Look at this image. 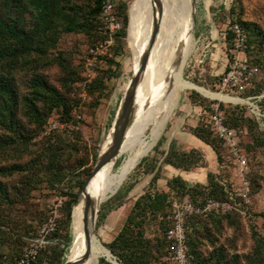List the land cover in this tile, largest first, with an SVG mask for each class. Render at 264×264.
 <instances>
[{
    "label": "rangeland",
    "instance_id": "obj_1",
    "mask_svg": "<svg viewBox=\"0 0 264 264\" xmlns=\"http://www.w3.org/2000/svg\"><path fill=\"white\" fill-rule=\"evenodd\" d=\"M181 1L184 8L191 11L186 1ZM115 2L118 5L123 27L125 26V33L119 32L120 34L115 35L112 44L108 47L107 54L101 57L100 63L95 67V76L91 80L87 79L84 72L87 51L93 44L107 38V35L98 27L89 32L63 31L58 35L56 44L44 55V60L38 64L35 63L37 65L18 66L10 71L15 78L20 97L16 113V119L20 126L0 124V137L8 141V144L0 147V168L16 163L32 164L50 140L49 142L62 145L65 148L69 169L72 170L62 180L53 184L46 173L42 171V165L39 163L36 167L39 177L31 180L30 184H25L23 181L28 179L32 173L14 172L4 175L0 172V182L7 187L11 197L10 200L5 201L0 198V255L8 263L15 260L16 254L28 245L29 238L38 232L51 210L56 208L59 214L58 222L60 220L62 240L57 238L61 244L50 250L47 249L48 251H43L38 264H58L55 255L61 256L60 258H69L78 247V244L74 242L71 220L68 221L66 215V203L73 195L77 194L78 201L83 188L81 181L85 180L88 174L87 170L93 169L96 158L112 131V123L123 93L132 75L137 72V64L133 60L128 39L130 11L134 0H115ZM80 3L85 2L81 1ZM192 3L194 5L192 47L184 59L181 76L187 81L204 86L214 92H221L215 83L227 69L231 57L233 40L228 38L230 26L239 20L242 23L249 22L264 29V0H192ZM142 13H147L146 17L149 19L154 16L153 10L149 12L145 10ZM126 15L128 19L125 24ZM170 16V10L163 6L161 20L165 21ZM180 16L188 23L189 20L185 15L181 14ZM98 19L101 21L100 17ZM138 20H140V16ZM153 27L149 25L145 29L152 33ZM164 27L160 26L156 42L150 53L153 56L157 55L156 53L159 51L165 55L166 59H170L175 55L177 43L175 35L171 41L160 36ZM148 38L150 42L151 34L148 35ZM260 45L261 48L257 52L246 50L249 57L250 55L253 57L251 61L259 65L260 71L252 78L256 91L249 92L246 89L239 96L241 101L224 102L209 98L194 88H184L178 92L166 121L158 129L149 130L146 121L142 119L143 131L133 149L117 157L104 171L108 175L123 174L121 182L99 204V215L96 226H94V234L105 247H107L105 243H109L123 229L126 218L140 195L150 186L159 190L168 189L164 167L167 165L166 156L170 146L167 143V136L172 127L175 131L186 132L185 134L188 136L194 135V128L199 125H209L210 114L214 113L216 105H219L220 109L234 113V116L226 115L231 126L237 129L242 153L247 157L249 170L245 177L248 184L247 188L243 189L244 184L237 173V164L233 155L224 144L220 145L218 141L222 152V162L218 164L219 171L216 173L226 177L230 188L235 189L236 201L239 203L238 209H234L230 213L219 210L212 211L207 215L190 216L187 219V236L188 238L190 236L198 237V246L202 257L211 260L212 264H217L215 257L220 249L225 253V258H235V264H255L250 259L256 254L257 242L261 240L264 244V145L254 143L255 135L264 137V96H261L264 95V43ZM60 58L74 72H82L81 67L83 66L82 79L75 80L76 78L71 76V72L68 73L60 65ZM4 66L5 64L0 62V73H6ZM34 72L44 75L48 82L69 101H78V106L74 109L69 123L64 128L50 129L54 121L61 123L64 121L60 115V109L49 116L44 115L37 119L22 103L21 98L31 92V78L34 76ZM100 80H102V85H98ZM156 99L153 98V100L142 104L141 110L156 104L158 101ZM187 102L199 106L200 110L194 112L195 117L192 122L186 120L182 123L181 120H178V115L182 105ZM36 103L40 109L44 107L41 101L37 100ZM78 115L81 117L79 118ZM236 115L238 117L242 115V118L237 119ZM41 119L44 120L43 124L40 122ZM18 133H23L22 141L16 140ZM171 142L175 143L178 156L189 155V159H191L192 151L197 150L194 152L196 159L191 160L198 161L197 164L193 162V164H188L177 156L173 160L177 165L189 167V171H197L201 167L209 165L210 159L205 156L203 150L196 146L185 150L177 140L173 139ZM201 145L203 146V144ZM145 148L147 150L144 153L136 156L128 164L135 152ZM206 171L208 170L204 168V172ZM185 181L191 187L197 184L205 185L208 177L206 176L204 180L197 178L194 182H189L186 179ZM116 190V193H119L117 199L114 198L116 193L113 194ZM244 192H247L246 198L240 194ZM111 194L113 195L110 196ZM171 195H173L170 197L172 201L183 200L180 194L173 192ZM206 196L207 193H197L194 197L201 203L209 197ZM191 217L194 219L192 220ZM165 221H167L165 210L156 215L147 214L143 223L145 235L155 241L158 238H163ZM132 229L137 231L139 228L133 227ZM67 235L70 236L69 245L62 253L61 249L66 246L68 241ZM163 251L167 256L168 252ZM103 257L106 258V255L99 256V262ZM190 264H194L192 255Z\"/></svg>",
    "mask_w": 264,
    "mask_h": 264
},
{
    "label": "trees",
    "instance_id": "obj_2",
    "mask_svg": "<svg viewBox=\"0 0 264 264\" xmlns=\"http://www.w3.org/2000/svg\"><path fill=\"white\" fill-rule=\"evenodd\" d=\"M81 1L85 3H80ZM123 7H125V4H123ZM116 11L119 14L118 5H116ZM100 12L101 5L99 0H0V62L5 64L4 70L6 71L5 74L0 73V124L16 127L20 126L16 119L20 97L16 88L15 78L10 71L16 69L18 66L37 65L40 61L44 60V55L56 44L58 35L63 31L89 32L97 27L101 30V21L98 19V17H100ZM127 19L128 16L126 15L125 24ZM237 21L245 28L246 32H248L246 50L249 52H257V50L261 48L260 44L264 43V29L249 22L242 23L239 20ZM124 28L125 26L119 32L125 33ZM228 38H233L231 31L228 33ZM247 58L250 66L257 69L256 73L259 72V65L251 61L253 57L251 55L249 57L247 54ZM59 63L68 73L71 72V76L76 78L75 80L78 81L82 79L83 66L81 67L82 72H74L70 70L69 65L61 60V58ZM101 81L102 80L98 81L100 82L98 85H102ZM31 88L30 94L21 98L22 103L28 107L29 113L39 119L44 115L49 116L60 109V115L62 119H64L62 123H65L67 126L73 115L74 109L78 106V101H69V99L60 93L55 86L48 82L44 75L38 72H34V76L31 78ZM255 88L256 87L253 86L249 88L248 91L255 92ZM37 100L43 103L44 107L42 109L37 105ZM223 111L225 115L230 114L234 116V113L230 111ZM225 117L226 122L231 126V123L227 120V115ZM236 118L241 119L242 115L239 117L236 115ZM40 122L43 124L44 120L42 121L41 119ZM193 133L202 142L212 147L216 153L218 163L221 164L222 152L221 147L218 146V141L220 145L223 144V141L215 135L210 124L197 126L193 129ZM22 135L23 133H18L16 140L19 141L18 139H20L22 141ZM49 141L32 164L24 165L16 163L9 167L0 168V172L4 175L14 172L32 173L28 179L23 181L25 184H30L31 180L39 177L38 171H36L37 164L39 163L42 165V171L50 178L52 184L62 180L72 169H69V160L64 152L65 148L62 147V145H56ZM254 143L264 145V137L262 135H255ZM5 144H8V141L0 137V147ZM194 152H197V150L194 149L192 151L190 155L191 159H189V155L178 156L179 153H177L175 143L171 142L166 156L167 164L189 171V167L177 165L173 160L174 157L178 156L188 162V164H197L198 161H191L196 159ZM90 172L91 169H88L87 173ZM207 177V184H197L193 187H191L181 175L174 176L167 181V190H159L150 186L147 191L136 199L133 208L126 218L123 229L119 231L109 243H105L107 246L106 248L110 249L120 264H173L168 251V241L165 237V232L169 223L165 221L163 238H158L155 241L151 237L145 235V231L143 230L145 217L149 213L156 215L163 210H165V216L170 213L172 211V200L170 197L173 196L171 195L173 192L180 194L182 199L190 198L194 201L199 200L194 197L197 193H207L206 197L209 196L220 200L227 199L228 194L221 181L226 180L229 185L228 179L211 171L207 173ZM84 181L85 180L81 181V185L84 184ZM77 197L78 194L73 195L66 203L68 221L71 220L72 209L77 201ZM118 197L119 193H116L114 198L117 199ZM0 198L3 201L10 200L11 198L7 187L1 182ZM195 216L196 215L193 217ZM193 217H191L192 220L194 219ZM133 227L139 229L133 231ZM60 232L59 220L58 228L54 235L58 237L59 240H62ZM67 236L68 241L66 246L61 249L62 253L65 252L69 245L70 236ZM197 238L196 236H190L189 238L187 236L188 250L192 255L193 263L212 264L211 260L202 257ZM60 244L61 243L58 241V243L42 249L39 254L38 263L40 262L43 251L47 249L50 250L52 247ZM163 250L168 252L167 256L164 254ZM21 252L17 253L15 260L9 263L0 255V264H14ZM54 257H56L55 260L58 261V264H62L66 260L65 258H60L61 256L59 255H55ZM215 260L217 264H235L236 261L235 258H225V253L221 249L218 250ZM250 260L255 264H264V244L261 240L257 242L256 254ZM99 264L113 263L103 257L100 259Z\"/></svg>",
    "mask_w": 264,
    "mask_h": 264
},
{
    "label": "built area",
    "instance_id": "obj_3",
    "mask_svg": "<svg viewBox=\"0 0 264 264\" xmlns=\"http://www.w3.org/2000/svg\"><path fill=\"white\" fill-rule=\"evenodd\" d=\"M99 1L101 5V29L107 35V38L104 41L93 44L87 51L84 60V72L88 80L95 76V67L100 63L101 57L107 54L108 47L112 44L115 35L123 28V21L116 11L115 0ZM230 31L233 35L231 57L227 69L218 78L215 85L222 93L239 97L246 89L254 86L252 78L257 69L250 66L245 54L247 41L245 28L238 21H235L231 24ZM78 117L80 118L81 116L78 115ZM209 124L215 135L223 141V144L233 155L237 164V173L244 184L243 189H246L248 181L245 175L249 170V165L246 155L242 153L237 129L226 122L224 111L219 108V105H216L215 112L210 114ZM65 126V123L54 121L50 129H59ZM221 183L228 194V198L225 200L208 197L201 203L190 198H184L182 201H172V211L166 215L169 226L165 235L168 241L170 259L173 264L191 263V254L187 245V219L190 216L207 215L212 211L219 210L230 212L238 209L239 203L236 201L235 189L230 188L226 180L221 181ZM240 194L244 198L247 197V192ZM58 218L57 208L52 209L46 221L39 227L38 232L29 238L28 245L22 250L14 264H38L40 251L58 241V238L54 235L58 228Z\"/></svg>",
    "mask_w": 264,
    "mask_h": 264
},
{
    "label": "bare ground",
    "instance_id": "obj_4",
    "mask_svg": "<svg viewBox=\"0 0 264 264\" xmlns=\"http://www.w3.org/2000/svg\"><path fill=\"white\" fill-rule=\"evenodd\" d=\"M151 1L152 0H144V2L139 3V5H137V7L130 14L128 39L134 61L137 64V71L139 70L143 55L149 51V38H147V36L144 38L142 35L138 37L137 18L140 16V19H142L146 16L147 13H142V11L147 10L146 6ZM182 15H185L188 18V23L185 19L179 16V18H177V30H173L174 27L167 23L160 35L170 39L171 41L172 36L175 34L177 43L175 55L170 59H166L162 52L158 51L156 53L157 55L153 56L152 53H150L147 67L141 75L140 84L138 83L136 90V108L134 118L126 132L119 156L133 149L136 141L143 131L141 127L142 119L146 121V124L149 126V130L151 131H155L166 121L171 107L173 106L175 97L178 95V92L184 88L197 89L209 98L223 100L224 102H239L242 100L236 96H231L221 92H214L204 86L197 85L182 78L181 72L183 62L192 47V26L190 22L192 9L190 12L188 9L184 8ZM161 95H163L161 97L162 99H158ZM153 98H157V103L149 106L145 110H141L142 104L148 102L149 100H153ZM111 140L112 131H110V134L108 135L100 152L105 150L110 145ZM146 150L147 148L135 152V155H133L128 164L132 162L136 156L144 153ZM114 161L115 159L105 164L94 175L89 182V185L81 192L78 201L73 206L71 213V225L74 234V242L78 244V247L75 245L77 249L69 256L72 264H98L99 256L102 254L111 256L108 248H106L101 241L96 238L94 231L91 236V241L89 242L87 239L83 222V209L84 197L86 194L96 198L98 204H100L113 190V188L123 179V174L108 175L104 173L106 168H108ZM88 247L91 250L90 255L85 260H82V257L88 250Z\"/></svg>",
    "mask_w": 264,
    "mask_h": 264
},
{
    "label": "water",
    "instance_id": "obj_5",
    "mask_svg": "<svg viewBox=\"0 0 264 264\" xmlns=\"http://www.w3.org/2000/svg\"><path fill=\"white\" fill-rule=\"evenodd\" d=\"M153 1L154 3H156L157 8L155 7L154 9V27L149 42V51L143 55L139 70L132 75L129 84L123 93L120 105L117 109L115 118L112 123L113 127H112L111 143L105 150H103L98 154L93 169L91 170L90 173H88V175L85 178L81 192L85 190V188L89 185V182L94 177V175L105 164L112 161L113 159H116L119 156L120 149L124 142L126 132L134 118V112L136 108L137 86L140 81L142 73L147 67L150 56V50L156 42L160 30V20L163 14L162 0H153ZM116 192L117 190L113 194H115ZM113 194H111L110 196H112ZM99 208L100 205L98 204L97 199L93 198L89 194H86L84 197L83 222H84L86 237L89 240V242L91 241V236L94 231L93 227L96 226L97 218L99 215ZM89 247L85 255L82 257V260H85L86 258L89 257L91 251ZM108 250L111 256H106V259L112 262L113 264H120L116 260L115 255L110 251V249ZM62 264H72V261L69 258H66V260Z\"/></svg>",
    "mask_w": 264,
    "mask_h": 264
},
{
    "label": "crops",
    "instance_id": "obj_6",
    "mask_svg": "<svg viewBox=\"0 0 264 264\" xmlns=\"http://www.w3.org/2000/svg\"><path fill=\"white\" fill-rule=\"evenodd\" d=\"M187 3V6L189 5L190 10L192 9V15H191V30L193 31V13H194V5L192 4V0H185ZM144 2V0H134L133 5L131 6V12L137 7V5H139V3ZM163 2V6H165V8H167V10L169 9L171 12V16L170 18L167 17L166 20L164 21L163 19L160 20V26H166V24H170L174 27L173 30H177V18H179V16L182 14L183 9H184V5L182 3L181 0H162ZM165 2V3H164ZM156 3H154V1L152 0L147 6V12L152 11L154 12V9L156 7ZM174 11V12H173ZM191 12V11H190ZM170 15V14H168ZM137 23H138V27H137V32H138V37L140 35H142L144 38L149 34H152L151 32L146 31V26L152 25L154 26V16L149 19L146 16L140 20H138L137 18ZM162 33V32H161ZM175 35V34H174ZM173 35V36H174ZM172 36V37H173ZM160 37V36H159ZM134 60V58H133ZM216 86V85H215ZM200 108L199 106L195 105L194 103L191 102H187L185 104L182 105L181 107V112H179L178 115V120H181V122L183 123L184 121H193L194 117H195V113L194 112H199ZM186 132H179V131H175L174 127H172V130L169 131L168 133V146L171 143V140L175 139L177 140L178 144H180V146L182 147V149H188L191 146L194 147L196 146L197 148L201 149L204 151L205 156H207L210 161H209V165L207 167H201L200 170L197 171H186V170H182L179 169L177 167H174L171 164H167L164 167V172L165 174H167L166 176V181H168L169 178H172L173 176H177V175H181L183 178H185L186 180H188L189 182H194L197 178L204 180V178L207 176V173L209 171L211 172H217L218 171V160H217V156L215 151L212 149V147H210L208 144L202 142L198 137H196L195 135H186ZM203 144V146L201 145ZM204 168L208 171L204 172Z\"/></svg>",
    "mask_w": 264,
    "mask_h": 264
}]
</instances>
